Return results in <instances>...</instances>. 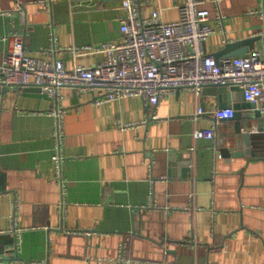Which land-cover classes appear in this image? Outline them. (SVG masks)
Listing matches in <instances>:
<instances>
[{
    "label": "crops",
    "instance_id": "crops-1",
    "mask_svg": "<svg viewBox=\"0 0 264 264\" xmlns=\"http://www.w3.org/2000/svg\"><path fill=\"white\" fill-rule=\"evenodd\" d=\"M180 2L155 0L142 16L159 11L175 22ZM201 6L215 29L209 54L253 36L242 55L264 54V0ZM126 15L122 0H52L50 10L42 0H0V66L14 32L25 34L33 57L54 34L68 69L93 66L104 53L74 57L68 48L119 41ZM63 93L65 190L53 161L52 101L13 87L0 96V264H264V160L221 152L233 123L212 114L219 94L182 90L155 107L139 97L96 105L98 93ZM233 93L223 96L231 106ZM198 128H216V140L195 139ZM11 255L20 259L4 260Z\"/></svg>",
    "mask_w": 264,
    "mask_h": 264
},
{
    "label": "built area",
    "instance_id": "built-area-1",
    "mask_svg": "<svg viewBox=\"0 0 264 264\" xmlns=\"http://www.w3.org/2000/svg\"><path fill=\"white\" fill-rule=\"evenodd\" d=\"M211 1L219 8L221 0ZM42 2L50 10L52 0ZM154 2L122 0L127 15L121 21L119 41L92 48H68L74 57L91 51L105 54L102 62L90 67L77 64L68 69L58 57V52L63 49L58 46L54 34L40 57L27 53L24 33L13 34V45L0 66V83L22 91L29 86L38 87L52 101L47 113L54 121L53 161L56 180L64 190V162L69 158L64 153L67 112L64 89L79 95L98 93L94 98L96 105L139 97L157 107L167 96L182 90H189L200 98L206 87L239 86L246 102L258 106L264 103V54L261 51L218 61L205 48V42L215 29L209 25L210 11L201 6L202 0H181L177 6L179 19L175 22H166L159 11L150 17L142 16L143 5ZM16 11L21 14L22 8ZM222 18L219 12L218 19L221 21ZM204 113V108L199 105L194 118L197 120ZM234 113L233 107H218L212 112L217 122L233 118ZM158 118L153 115V119ZM136 126L137 123L120 124L122 130ZM193 136L197 140H216V128H198ZM16 213L17 209L14 219Z\"/></svg>",
    "mask_w": 264,
    "mask_h": 264
},
{
    "label": "water",
    "instance_id": "water-1",
    "mask_svg": "<svg viewBox=\"0 0 264 264\" xmlns=\"http://www.w3.org/2000/svg\"><path fill=\"white\" fill-rule=\"evenodd\" d=\"M257 38L260 37L253 36L248 37L245 40L225 43L221 50L215 53L214 56L219 61L222 58H231L233 56L245 54L250 49H254L253 42L257 40ZM7 89H9L8 86L0 83V96L6 93ZM227 89V86L216 85L215 87H206L203 91L204 94H219L222 99L220 108L233 107L235 109V115L233 118L221 120L233 123L231 133H229L226 140L221 142L227 144L221 148V152L228 157L235 156L264 160V103L261 106H258L255 103L246 102L243 96V90L239 86H232L230 91L234 92L233 96L235 104H232L231 106L229 104L233 98L231 99L229 94V100H226L225 97H223ZM23 91L31 96L49 99L45 93H42L41 89L35 86L24 88ZM253 124H256V128L253 127ZM233 152L234 154L232 155ZM14 242V245L17 246V238L14 239ZM19 259L18 256L11 255L10 258L4 260L10 261Z\"/></svg>",
    "mask_w": 264,
    "mask_h": 264
}]
</instances>
